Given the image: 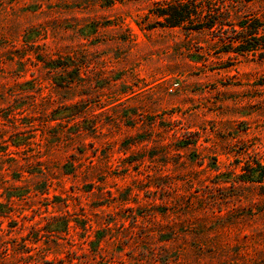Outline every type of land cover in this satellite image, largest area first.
<instances>
[{
  "label": "rangeland",
  "instance_id": "1",
  "mask_svg": "<svg viewBox=\"0 0 264 264\" xmlns=\"http://www.w3.org/2000/svg\"><path fill=\"white\" fill-rule=\"evenodd\" d=\"M162 1L0 0V264H264V0L243 54Z\"/></svg>",
  "mask_w": 264,
  "mask_h": 264
},
{
  "label": "trees",
  "instance_id": "2",
  "mask_svg": "<svg viewBox=\"0 0 264 264\" xmlns=\"http://www.w3.org/2000/svg\"><path fill=\"white\" fill-rule=\"evenodd\" d=\"M158 16L164 19L163 27L170 29L182 28L186 31L204 30L219 34L220 41L229 44V50L243 54L257 51L258 47L251 45V40L258 38L262 23L259 19H244L224 0H163ZM247 18V17H245ZM263 38L264 35L260 37ZM264 48V47H263ZM241 175L242 185L257 186L262 201L260 211H264V163L259 160L248 161ZM9 212L0 216L8 217Z\"/></svg>",
  "mask_w": 264,
  "mask_h": 264
}]
</instances>
